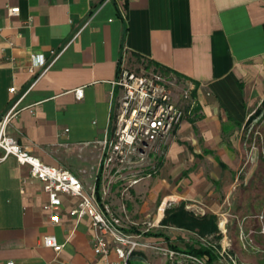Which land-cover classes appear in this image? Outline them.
Returning <instances> with one entry per match:
<instances>
[{"label": "crops", "instance_id": "1", "mask_svg": "<svg viewBox=\"0 0 264 264\" xmlns=\"http://www.w3.org/2000/svg\"><path fill=\"white\" fill-rule=\"evenodd\" d=\"M124 52L134 68L142 59L195 83L200 99L158 175L128 202V231L155 246L130 264H177L156 248L191 254L205 247L219 256L229 240L219 223L245 202L244 125L264 99V0H0V118L15 104L18 111L8 133L42 163L91 185L99 153L81 144L110 125ZM47 200L28 165L13 156L0 163V264H104L90 218L76 223L69 214L79 199L63 197L58 224ZM183 211L199 223H173ZM49 236L63 245L60 253L45 245Z\"/></svg>", "mask_w": 264, "mask_h": 264}, {"label": "built area", "instance_id": "2", "mask_svg": "<svg viewBox=\"0 0 264 264\" xmlns=\"http://www.w3.org/2000/svg\"><path fill=\"white\" fill-rule=\"evenodd\" d=\"M92 1L101 6L111 0ZM9 12L17 15L19 8ZM114 86L119 88L120 94L112 108L110 125L101 138L81 144L82 148L92 147L99 153L97 172L91 185L85 186L68 169L42 163L8 133L10 123L18 114L17 104L0 118V163L13 156L19 164L31 168L32 176L42 182L48 196L44 209L53 213L52 221L56 224L61 220L59 211L63 197L78 198L77 206L69 214L76 223L90 218L94 253L103 258L104 264H130L138 250L154 249L155 246L144 241L141 235L128 231V202L137 186L158 175L167 145L185 120L196 118L200 99L195 83L157 68L149 69L144 64L134 68L128 63L127 52L120 60ZM10 92H15V88ZM75 94L81 99L83 88L76 89ZM225 225H220L224 233ZM147 226L148 229L154 227V223ZM45 245L57 253L63 249L55 236L46 237ZM231 247L228 240L221 245V252L227 255L229 263L238 264L235 255L228 253ZM156 249L170 258H179L177 264H209L205 258L193 254ZM111 253L117 255L116 260H110Z\"/></svg>", "mask_w": 264, "mask_h": 264}, {"label": "rangeland", "instance_id": "3", "mask_svg": "<svg viewBox=\"0 0 264 264\" xmlns=\"http://www.w3.org/2000/svg\"><path fill=\"white\" fill-rule=\"evenodd\" d=\"M143 64L153 69L148 61ZM243 141L248 151L240 170L245 202L230 210L226 228L233 248L228 253L235 255L238 264H264V99L250 112ZM218 253L214 264H231L226 254Z\"/></svg>", "mask_w": 264, "mask_h": 264}, {"label": "trees", "instance_id": "4", "mask_svg": "<svg viewBox=\"0 0 264 264\" xmlns=\"http://www.w3.org/2000/svg\"><path fill=\"white\" fill-rule=\"evenodd\" d=\"M139 62H140V64H142L143 63L142 59H140ZM150 65H151V63H150ZM155 67L157 69L163 71V72L170 73L169 71L165 70L164 68H162L160 66H155ZM181 215L180 216L179 215L175 216L172 219V222L173 223H181L180 218L182 217L183 221L193 222L195 224L199 223V219H197V217H195V215L190 213V212L183 211L181 213ZM203 219L204 218H202V220ZM190 253L193 254V255L205 258L209 264H214L217 261L218 257H219L214 251H212V249L205 248V247H201L199 249L191 250Z\"/></svg>", "mask_w": 264, "mask_h": 264}]
</instances>
